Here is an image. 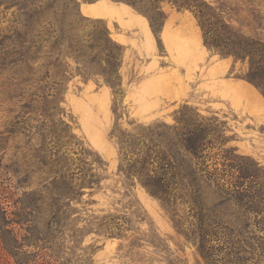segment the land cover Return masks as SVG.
<instances>
[{"label": "trees", "instance_id": "16d2710c", "mask_svg": "<svg viewBox=\"0 0 264 264\" xmlns=\"http://www.w3.org/2000/svg\"><path fill=\"white\" fill-rule=\"evenodd\" d=\"M78 1L0 0V18L6 19L12 11L7 26L2 27L0 20V77L9 99L19 103L6 128L8 134L0 133V152L9 136L21 134L33 153L32 163L25 153L10 162L0 155V264H68L63 235L74 210L71 202L79 199L85 186L98 183L92 164L80 161L82 167L73 168L68 152L69 147H77L79 153H86L61 117L71 75L68 59L84 77L102 75L117 99L122 93V46L112 41L106 27L93 37L79 33L86 19L80 15L79 20L72 19L69 10ZM123 1L146 17L160 42L162 8L149 7L146 0ZM167 1L194 14L209 50L247 60L244 79L264 97V41L220 22L216 9L204 0ZM81 11L88 13L84 3ZM198 117L200 121L177 118V126L157 124L167 130L163 132L147 127L138 136L121 134L120 152L127 166L119 169L129 180L136 177L159 200L205 264H264V169L237 154H227L229 162L222 169H209L207 150L221 136L216 135L215 119ZM35 137L38 142L33 145ZM141 137H149V142ZM139 144L143 149L130 150ZM34 174L41 182L27 191ZM4 194L13 200L11 211L1 204ZM178 205L186 207L189 228H181ZM107 218L103 224L107 235L120 236L117 217ZM74 235L75 231L72 239Z\"/></svg>", "mask_w": 264, "mask_h": 264}, {"label": "rangeland", "instance_id": "374dc122", "mask_svg": "<svg viewBox=\"0 0 264 264\" xmlns=\"http://www.w3.org/2000/svg\"><path fill=\"white\" fill-rule=\"evenodd\" d=\"M95 1L79 0L77 7L69 10L74 14L72 19L79 20V15L86 19L80 34L93 37L106 27L112 41L122 46L119 69L122 93L116 99L102 75L84 77L77 72L76 63L68 59L71 75L65 84L61 117L86 153H79L77 147H69L68 152L73 168L82 167L80 161L92 164L98 183L85 186L79 199L71 202L74 210L69 212V227L63 235L65 258L69 259L68 264H205L195 247L174 226L170 213L159 200L150 196L136 177L129 180L119 169L121 165L126 167L127 162H122L118 137L138 136L147 127L167 131L157 128V124L177 126V118L215 119L219 127L216 135L221 138L214 140L207 150L211 156L206 161L209 169L227 166V154L249 157L264 169V97L244 79L247 60L222 56L204 46L201 29L190 10H178L167 0L145 1L149 7L162 8L163 23L167 21L168 25L167 51L160 31V42L153 33L154 53L151 42L140 30L125 31L111 18L105 20L81 13V4ZM108 1L126 4L123 0ZM204 2L216 9L220 22L230 24L245 36L264 41V0ZM11 13H6V19L0 18L2 27L11 20ZM212 21L215 22L214 17ZM123 33L129 36H119ZM3 79L0 77V133L7 135L6 128L19 103L9 99ZM141 140L148 143L149 137ZM25 141L21 134L9 136L0 152L3 160L10 162L14 156L25 153L27 161L32 163L33 153ZM37 142L35 137L32 144ZM140 149L142 144L130 150L137 153ZM129 158L133 160L135 156L130 154ZM40 182L39 175H32L31 185L25 190L38 188ZM1 204L8 211L14 209L8 194L2 195ZM177 210L181 228H189L186 207L178 205ZM108 216L117 217L114 221L119 225L120 236L107 235L103 224ZM114 225L111 227L115 228ZM73 231L74 239L70 236Z\"/></svg>", "mask_w": 264, "mask_h": 264}, {"label": "crops", "instance_id": "0c3cea01", "mask_svg": "<svg viewBox=\"0 0 264 264\" xmlns=\"http://www.w3.org/2000/svg\"><path fill=\"white\" fill-rule=\"evenodd\" d=\"M85 6L88 9V13H83L81 11V5H80V11L83 15L87 17H93V18H99V19H105L108 20L111 18V21L115 23L117 26L122 27L125 31L126 30H133L137 29L140 30V33L143 34V36L148 41L151 42L150 47H152V51L156 52V42L154 39L153 32L150 28V25L147 21V19L137 11H135L132 7H130L127 4L122 3H112L108 0H97L93 3H86ZM168 30L167 21L164 22L162 25L161 30V39L163 42V45L167 51V43H166V33ZM123 38H127V35L123 33ZM132 39V38H130ZM123 39L119 40L118 42H122Z\"/></svg>", "mask_w": 264, "mask_h": 264}]
</instances>
